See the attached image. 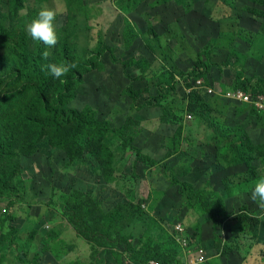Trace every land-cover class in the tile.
I'll return each instance as SVG.
<instances>
[{
	"label": "rangeland",
	"instance_id": "rangeland-1",
	"mask_svg": "<svg viewBox=\"0 0 264 264\" xmlns=\"http://www.w3.org/2000/svg\"><path fill=\"white\" fill-rule=\"evenodd\" d=\"M20 4L12 12L8 0H0V135L12 138L14 153L11 161L0 159V178L6 181L0 188V264H143L163 257L185 264L186 250L175 240L204 248L203 264H264V210L250 199L264 163L247 153L251 165L228 166L229 155L220 154L226 140L212 132L208 120L187 111L195 89L220 128L241 126L254 145L264 144V110L227 98L236 73L223 66L235 52L232 60L247 77L264 79V16L251 11L264 10V0ZM45 5L59 13L57 43L45 49L47 59L41 56L43 68L54 63L61 46L77 58L104 55V68L87 71L68 104L80 111L90 107L98 120H107L113 132L103 139L76 138L71 122L57 136L75 143L61 148L54 146L51 131L41 133L25 120L33 116L25 107L29 93L16 94L12 51L21 33L32 49L26 25ZM212 38H217L212 62L221 66L209 65L201 78H191L197 52ZM161 83L173 89L158 102ZM128 85L138 91L137 102L125 90ZM146 101L153 106L143 105ZM243 134L230 137L241 142ZM171 174L204 197L222 199L227 219L215 227L203 209L183 201ZM241 213L257 216L259 228L239 221ZM72 215L100 240L81 237ZM108 237L122 244L112 247Z\"/></svg>",
	"mask_w": 264,
	"mask_h": 264
},
{
	"label": "trees",
	"instance_id": "trees-1",
	"mask_svg": "<svg viewBox=\"0 0 264 264\" xmlns=\"http://www.w3.org/2000/svg\"><path fill=\"white\" fill-rule=\"evenodd\" d=\"M8 5L9 10L13 12L19 9L21 4L20 0H8ZM251 11L264 16V10L251 8ZM2 31L3 29L0 25V33ZM241 33L243 34V31H241ZM248 34V32L244 31V35L251 39ZM216 47L217 38H212L202 50L197 52L196 56L199 69H194L191 78H201L208 72L209 65L221 66L212 62L213 52ZM45 49L46 46L41 42L33 41L32 49L29 51L26 35L25 33H21L12 51L14 63L11 65L10 71L14 78L13 85L16 87V94L19 96L24 92L29 93V97L26 99L27 101L25 100V107L31 110L33 116L30 118L26 117L25 120L33 124L41 133L45 130L51 131L54 146L61 148L75 143V140L69 142V140L62 136H57V133L71 122L73 125L69 128L75 129L76 138L88 137L89 139L100 140L113 132L109 122L107 120H98L95 116V112L90 107H86L82 111L68 107V104L75 99V89L82 84L84 74L89 70H100L104 68V63L102 61L104 55L98 51L95 58H77L69 55L68 51L61 46L62 53L53 57L54 63L75 62L77 67L70 70L65 76L56 79L40 64V58ZM109 52L110 59L114 62V60H116L114 52L111 49H109ZM234 57L235 52H230L226 62L223 64L224 67L231 68L236 73L234 84H230L227 91L242 90L253 97L264 95V79L247 77L245 70L237 67L236 63L232 60ZM181 75L183 77L186 76L185 74ZM188 87H191L190 83ZM171 89L173 88H168L162 83L159 84L155 97L156 101H161L165 97V94L170 92ZM125 90L130 98H132L134 102H137L138 91L134 90L130 85H128ZM143 105L153 106V103L151 101H146ZM239 105L242 106L241 104ZM206 107L198 91L192 89L188 96L187 111L194 113L204 120H208L212 132L222 136L224 141L226 140L224 142L225 146L220 148V154L229 155L226 160L228 166H234L240 163L251 165V159L248 158L247 153H255L264 163V144L254 145L241 126H225L220 128V126L208 116ZM239 130L244 132L241 137V142L234 141L230 137L232 133H236ZM117 131L120 133L121 130L117 129ZM12 141L10 136L0 135V159H7V161L13 159ZM170 182L179 188V194L183 201L203 209L212 218L215 227L220 226L223 221L227 219L228 215L225 210V203L222 199L212 200L207 196L204 197V192L202 190L194 189L191 184L176 180L172 174L170 176ZM5 187L6 181L0 178V188L5 189ZM237 217L239 221L245 222L247 225L254 224L255 230L259 228L257 216L241 213L238 214ZM69 219L78 234L86 241L95 243L100 240V234L95 229L89 228L83 220L78 219L74 215ZM105 241L112 247L122 244V240L112 239L110 237ZM172 242L174 243V241ZM175 243L177 244L176 240ZM168 258H154L142 263L148 264L151 260H157L161 264H183L184 262L183 260L175 261L169 260Z\"/></svg>",
	"mask_w": 264,
	"mask_h": 264
},
{
	"label": "clouds",
	"instance_id": "clouds-1",
	"mask_svg": "<svg viewBox=\"0 0 264 264\" xmlns=\"http://www.w3.org/2000/svg\"><path fill=\"white\" fill-rule=\"evenodd\" d=\"M59 13V9L50 6H41L37 15L26 25V32L33 41H39L46 46V49L52 48L57 43V33L54 21ZM49 52L45 50L42 57L47 59ZM49 73L56 79L65 76L70 70L75 69L77 64L71 63H49L46 65ZM250 199L258 203V207L264 210V173H261L254 181Z\"/></svg>",
	"mask_w": 264,
	"mask_h": 264
},
{
	"label": "built area",
	"instance_id": "built-area-1",
	"mask_svg": "<svg viewBox=\"0 0 264 264\" xmlns=\"http://www.w3.org/2000/svg\"><path fill=\"white\" fill-rule=\"evenodd\" d=\"M200 83V82H198ZM208 94H213L212 88L207 89ZM227 98L233 99L235 101H242V102H249L250 104H255L260 110H264V96L258 95L257 100H254L252 95L245 93L242 90H231L227 93ZM181 245L183 250H186V255L183 259H187L185 264H203L206 258V251L204 248L199 246L191 247L194 243L191 240H176ZM148 264H161L159 261L153 260L150 261ZM184 264V262H183Z\"/></svg>",
	"mask_w": 264,
	"mask_h": 264
},
{
	"label": "bare ground",
	"instance_id": "bare-ground-1",
	"mask_svg": "<svg viewBox=\"0 0 264 264\" xmlns=\"http://www.w3.org/2000/svg\"><path fill=\"white\" fill-rule=\"evenodd\" d=\"M253 17V16H252ZM256 19V18H255ZM258 20V19H257ZM261 20H262V18H261ZM102 154V153H101ZM131 159V158H130Z\"/></svg>",
	"mask_w": 264,
	"mask_h": 264
}]
</instances>
